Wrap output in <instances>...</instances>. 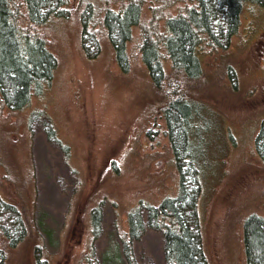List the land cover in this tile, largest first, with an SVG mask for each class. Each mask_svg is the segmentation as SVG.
Masks as SVG:
<instances>
[{
    "label": "rangeland",
    "instance_id": "374dc122",
    "mask_svg": "<svg viewBox=\"0 0 264 264\" xmlns=\"http://www.w3.org/2000/svg\"><path fill=\"white\" fill-rule=\"evenodd\" d=\"M238 22L228 41L218 38L223 48L200 43L201 81L183 90L202 117L195 144L210 143L197 160L203 174L196 201L210 264H246L243 219L264 214V163L254 148L264 118V0H244ZM44 28L56 56L51 80L20 110L0 107V197L32 219L26 243L9 262L36 264L40 245V264H83L88 252L104 264L101 253L119 243L116 231L125 228L130 208L178 191L161 114L165 97L133 44L122 71L106 39L81 40L76 10ZM46 123L55 139L48 138ZM95 205L100 232L92 237L88 211ZM9 216L3 212L0 219ZM133 251L138 264H165L158 229L146 227Z\"/></svg>",
    "mask_w": 264,
    "mask_h": 264
},
{
    "label": "trees",
    "instance_id": "16d2710c",
    "mask_svg": "<svg viewBox=\"0 0 264 264\" xmlns=\"http://www.w3.org/2000/svg\"><path fill=\"white\" fill-rule=\"evenodd\" d=\"M243 1L0 0L2 109L9 113L18 111L28 105L31 97L42 93L56 66V56L44 33L48 29L44 27L54 19L71 16L74 10L80 19L81 40L87 36L98 44L106 39L122 71L128 70L129 47L133 44L152 86L165 97L161 114L168 147L179 171L178 191L158 203L139 201L130 208L125 228L116 231L119 243L101 253L104 264H138L133 240L146 227L161 231L165 264H210L202 250L196 208L203 174L197 160L205 158V148L210 143L206 142L202 149L195 144L200 141L195 129L202 117L198 106L183 90L201 81L202 67L196 54L200 43L205 40L213 48H223L218 38L222 36L226 42L235 32ZM220 13L224 16L222 24L217 19ZM43 128L48 138L55 139L51 123ZM255 146L256 155L264 163V118L255 134ZM3 212L10 216L5 223L0 219V264H10L11 252L29 237L32 219L16 202L0 197V218ZM88 220L91 236L96 237L100 232L99 205L89 209ZM243 249L246 264H264V214L251 213L243 219ZM35 250L39 251L36 264L45 262L40 245ZM84 259L83 264H98L89 252Z\"/></svg>",
    "mask_w": 264,
    "mask_h": 264
},
{
    "label": "flooded vegetation",
    "instance_id": "af4514ba",
    "mask_svg": "<svg viewBox=\"0 0 264 264\" xmlns=\"http://www.w3.org/2000/svg\"><path fill=\"white\" fill-rule=\"evenodd\" d=\"M252 1V0H251Z\"/></svg>",
    "mask_w": 264,
    "mask_h": 264
}]
</instances>
